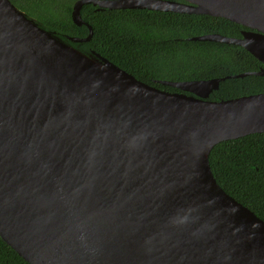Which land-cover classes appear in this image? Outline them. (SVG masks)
Returning <instances> with one entry per match:
<instances>
[{
    "label": "water",
    "instance_id": "water-1",
    "mask_svg": "<svg viewBox=\"0 0 264 264\" xmlns=\"http://www.w3.org/2000/svg\"><path fill=\"white\" fill-rule=\"evenodd\" d=\"M219 16L256 71L192 80L136 78L96 51L81 9ZM85 37L41 27L0 0V237L30 264H264V220L217 182L221 141L264 132V92L213 100L226 78L264 75V0H76Z\"/></svg>",
    "mask_w": 264,
    "mask_h": 264
},
{
    "label": "trees",
    "instance_id": "trees-1",
    "mask_svg": "<svg viewBox=\"0 0 264 264\" xmlns=\"http://www.w3.org/2000/svg\"><path fill=\"white\" fill-rule=\"evenodd\" d=\"M38 25L66 36L85 37L87 25L74 23L76 0H11ZM81 15L93 29L88 42L70 43L85 53L96 51L136 78L168 91L157 80L209 79L259 70L263 63L241 45L193 40L210 33L241 37L246 26L224 17L145 8L84 4ZM264 92V75L226 78L209 98L229 99ZM217 182L264 220V132L216 144L209 155ZM0 264H30L0 237Z\"/></svg>",
    "mask_w": 264,
    "mask_h": 264
}]
</instances>
